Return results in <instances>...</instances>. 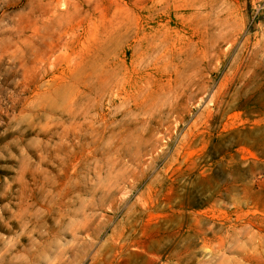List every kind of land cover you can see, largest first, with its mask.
Returning <instances> with one entry per match:
<instances>
[{
    "label": "rangeland",
    "instance_id": "374dc122",
    "mask_svg": "<svg viewBox=\"0 0 264 264\" xmlns=\"http://www.w3.org/2000/svg\"><path fill=\"white\" fill-rule=\"evenodd\" d=\"M0 264H264V0H0Z\"/></svg>",
    "mask_w": 264,
    "mask_h": 264
}]
</instances>
